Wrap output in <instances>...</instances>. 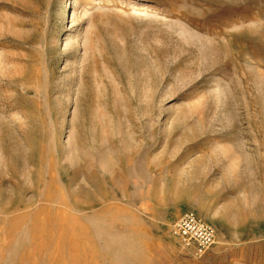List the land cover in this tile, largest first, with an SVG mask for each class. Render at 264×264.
<instances>
[{
  "label": "rangeland",
  "instance_id": "rangeland-1",
  "mask_svg": "<svg viewBox=\"0 0 264 264\" xmlns=\"http://www.w3.org/2000/svg\"><path fill=\"white\" fill-rule=\"evenodd\" d=\"M186 210L264 235V0H0V264H170Z\"/></svg>",
  "mask_w": 264,
  "mask_h": 264
},
{
  "label": "crops",
  "instance_id": "crops-1",
  "mask_svg": "<svg viewBox=\"0 0 264 264\" xmlns=\"http://www.w3.org/2000/svg\"><path fill=\"white\" fill-rule=\"evenodd\" d=\"M170 264H264V235L239 242L215 241L199 257L184 249Z\"/></svg>",
  "mask_w": 264,
  "mask_h": 264
},
{
  "label": "built area",
  "instance_id": "built-area-1",
  "mask_svg": "<svg viewBox=\"0 0 264 264\" xmlns=\"http://www.w3.org/2000/svg\"><path fill=\"white\" fill-rule=\"evenodd\" d=\"M171 233L181 247L199 257L215 242L214 226L191 210L183 211L172 223Z\"/></svg>",
  "mask_w": 264,
  "mask_h": 264
},
{
  "label": "bare ground",
  "instance_id": "bare-ground-1",
  "mask_svg": "<svg viewBox=\"0 0 264 264\" xmlns=\"http://www.w3.org/2000/svg\"><path fill=\"white\" fill-rule=\"evenodd\" d=\"M68 8H70V2L69 1H66V5H65V9H68ZM193 21V20H192ZM190 22V21H189ZM194 24V23H193ZM202 25V24H201ZM201 25H197V24H194V27L196 28V29H200L201 30ZM201 26V27H200ZM209 27H211V26H209ZM224 27V26H223ZM214 29V28H213ZM214 31V30H213ZM215 32V31H214ZM208 33V32H207ZM209 33H210V31H209ZM215 33H213V35H214ZM181 35V34H180ZM190 35V34H189ZM204 37V38H203ZM179 39H180V41L182 42V44H181V46L183 45V47L186 49L185 50V52H186V59H185V61L186 60H189V58H193V53L195 54V56H196V58H194V60L192 59V61L190 60L189 62L188 61H186L187 62V64H189L190 62V66H192L193 68L192 69H194V67H203L204 69L206 68V67H208V65H209V63H213V62H216V55L214 54V52H213V46H211V42H212V38H209V37H207V36H202V37H199V36H196V37H194L191 41L190 40H188V37L187 38H185V37H183L184 38V40L181 38V37H178ZM192 38V37H191ZM183 40V41H182ZM207 40V41H206ZM179 41V42H180ZM185 41V42H184ZM211 49H212V51H211ZM208 50L210 51V52H208ZM227 55V54H226ZM198 56H201L202 57V60H197L198 59ZM184 57V56H183ZM223 57V56H222ZM213 64H215V63H213ZM188 65V66H189ZM189 68V67H188ZM191 68V67H190ZM207 69V68H206ZM148 70V69H147ZM83 77V76H82ZM133 79V78H132ZM134 80H135V78H134ZM130 82H131V80H129ZM129 82V83H130ZM131 86V85H130ZM9 148V147H8ZM8 152L10 151V150H7ZM36 153V152H35ZM7 155H8V153H7ZM32 156V155H31ZM10 157V156H9ZM12 157V156H11ZM10 157V158H11ZM14 158V157H13ZM18 158H16V160H17ZM11 160V159H10ZM12 161V160H11ZM13 161H14V159H13ZM12 161V162H13ZM15 163H16V161H15ZM12 166H13V164H12ZM48 180H54V177H53V175H52V173H49L48 174ZM67 180H76V175L75 174H73L72 176L70 175V177L67 179ZM50 197H52V196H47V199L49 200L50 199Z\"/></svg>",
  "mask_w": 264,
  "mask_h": 264
}]
</instances>
